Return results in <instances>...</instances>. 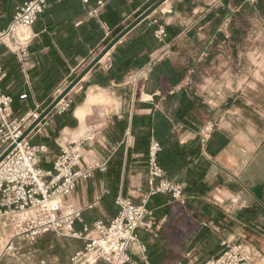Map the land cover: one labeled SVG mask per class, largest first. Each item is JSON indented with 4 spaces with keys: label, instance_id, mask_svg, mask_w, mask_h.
<instances>
[{
    "label": "crops",
    "instance_id": "1",
    "mask_svg": "<svg viewBox=\"0 0 264 264\" xmlns=\"http://www.w3.org/2000/svg\"><path fill=\"white\" fill-rule=\"evenodd\" d=\"M100 1H103V5H100ZM222 1L166 0L145 19L149 25L155 26V31L160 26H164L167 33L164 40H159L154 31V37L158 47L151 54V59L156 60L163 56H168L173 59L175 53L174 48L180 47L187 49L192 46L197 48L198 44L201 46L202 39H205L209 25L214 21L216 16V9L222 4ZM105 4L106 0H98L97 5L91 9L89 15L85 19L75 22V26L78 27L83 21L89 20L90 17L99 18V14L104 11ZM135 20L132 19V15H129L123 23L126 24L130 21L134 22ZM37 21L38 18L33 26L28 28L30 32L21 34L23 38L19 37L21 31L19 29L18 36L6 39L0 45V65L2 67L0 85L5 93H12L15 96L13 107L16 111L21 110V112H25L29 108L34 109L37 107L42 110L46 109L45 101H39L37 99L34 87L35 83L29 74V69L40 65L38 54L35 51L31 52L30 47L37 39L39 44L42 34L46 31V26L39 31L35 29ZM141 23L123 36L90 70H88L89 66L108 44L100 43L95 49H91L85 57L80 58L78 64L72 67L69 73L64 74L56 88L50 93L55 98L74 80L82 76L68 94L74 99L72 107L62 113H58L56 110L51 111L48 114L50 124L45 128V131L30 134L32 144L46 146L47 150L39 155L41 166L46 170L52 169L53 162L60 154L63 146L81 140L86 136L91 135L92 139L84 140L83 143V168L95 166L98 163H106L107 165L119 146L124 143L125 157L127 156L128 149H133L131 155L132 161L128 170V183L125 197L131 198L135 203H140L150 189L148 183V165L143 160L144 152L134 149L137 136L132 134L131 126L135 106L138 103L137 113L139 115H150L155 109L167 110L168 112L174 110V107H168L166 102L161 101L162 99L155 101L153 95L147 92L146 81L149 71L138 82L133 80L136 72L135 68L129 69L116 78H111L110 76L112 52L119 44L133 39L138 34ZM102 26L107 32L106 35H108L109 31L107 26L103 23ZM211 28L214 30L212 25ZM211 42H213L212 37L210 38L208 36L206 43ZM23 48H25L26 53L22 55L20 50ZM40 52L48 57L49 62L56 61L50 54L51 46H44ZM15 54L19 61L23 63L22 68L20 66H7L3 68L5 63L6 65L9 64L8 62L11 56ZM57 56L58 59L63 57L60 51H58ZM24 59L26 60L25 62ZM194 59L197 63L202 61L201 57H194ZM7 74V80L3 82ZM72 74L76 77L73 81H70ZM17 76L21 77L18 78ZM236 76L234 73L233 77L235 80L233 79L232 88L234 90L236 89L235 85H237L236 79H238ZM185 78H189L188 73H186ZM237 87L240 88L241 83H238ZM241 88H244L243 90L245 91L247 86L242 84ZM187 89L193 92L191 86H188ZM22 94H28L29 97L25 100L21 99V97L18 98ZM193 94L196 96L198 93L193 92ZM197 107L194 110L195 121H197ZM127 117L126 128L122 131L119 122L125 120ZM229 120H231L230 123L227 122L225 124L222 122L217 127L218 130L229 137V144L215 156L206 153L211 161V170L207 179L208 184L211 186V191L205 196L196 193H187L188 197L202 198L217 204L230 202L235 205L238 201H242L245 198L246 192L249 200L257 202L264 212V135L259 132L258 126L255 124L256 121L249 117V115L230 116ZM177 130L180 134L181 144L188 145L198 140V136L194 134L196 131L195 127H186L185 124L180 123L177 126ZM97 171L98 169H95L93 176L81 183L71 196V200L83 209V222L77 224L78 230H82L84 226H87L85 225V215H88V220L91 223L98 219L110 220L113 217L108 213L102 203V197L107 192V188L105 187L104 180L98 177ZM179 219L181 220L179 226L182 234H179L175 238L177 243H180L182 239H187L197 224L195 219H186L181 216H179ZM170 220L175 222V219L170 218ZM182 222L186 224L187 233L185 234L181 227L184 226L181 224ZM87 227L92 228L93 226ZM143 232L140 231V234ZM92 234L88 233L85 235L86 239H81L84 240V246L87 238ZM253 236L258 239L259 242H257V245L264 252V234L257 233L253 234ZM64 239L69 241V238ZM81 248H76L74 245L70 248L67 247V250H62L58 253L60 255V261L58 262H67ZM131 253L132 255L141 257L137 246H133ZM195 254L197 253L190 255L194 256ZM188 255L185 256L186 259ZM175 260H168L165 264H176ZM185 262L187 263V260Z\"/></svg>",
    "mask_w": 264,
    "mask_h": 264
},
{
    "label": "trees",
    "instance_id": "2",
    "mask_svg": "<svg viewBox=\"0 0 264 264\" xmlns=\"http://www.w3.org/2000/svg\"><path fill=\"white\" fill-rule=\"evenodd\" d=\"M26 1L0 0V31L8 27L16 8ZM158 1L106 0L104 11L99 14V18L90 17L89 20L83 21L76 27L75 22L85 19L91 9L97 5L98 0H48L47 8L39 15L35 25L37 31L46 26V31L42 34L41 40L39 39L40 43L38 44L37 39L30 47L31 52L35 51L40 60V65L29 69L30 77L35 83L37 99L44 100L45 108H47L54 100L50 93L56 88L64 74L69 73L71 68L78 64L80 58L85 57L100 43L107 45L121 34L133 22L123 23L127 16L132 15V19L135 20ZM102 23L107 26L108 35ZM154 31L155 26L149 25L145 20L133 39L119 44L114 49L112 66L109 71L111 78H116L131 68L139 70L152 61L151 54L158 47ZM44 46H51L50 54L55 58V62H49L48 57L40 52ZM58 51L63 55L59 59ZM8 63L7 65L5 63L3 68L7 66L22 68L23 64L16 54L11 56ZM188 70L186 66L179 65L168 56L152 62L146 81V90L153 95L155 101L164 98L166 105L170 108L174 107V110L168 112L155 109L150 115H139L137 103L132 118L131 132L137 136L134 149L144 152L143 160L147 165L151 142L155 140L160 146L156 162L164 171L165 177L182 184L186 193L205 195L211 190L207 182L211 161L206 153L211 156L217 155L229 144L230 139L216 128L205 145L200 143L199 138L191 144H181L177 126L183 123L186 127H195L194 110L197 107V97L187 88L175 93H171V90L183 81ZM7 77L8 74L3 82L7 80ZM75 77L72 74L70 81H73ZM9 94L15 101V96L12 93ZM27 96L29 97L28 94ZM127 121L128 117L119 122L122 131L125 130ZM132 151L133 149L129 148L125 157V144L123 143L108 161L106 171H97L98 177L104 180L107 188V192L102 197V203L108 213L113 216L110 220L101 219L107 224L119 212L117 198L120 192V196L125 197ZM147 206L153 210L157 219L164 215L168 217V221L157 238L153 239L145 232L140 234L142 240L146 242V256L151 264H165L168 260L178 259L197 251L202 255L201 260H198L201 263L219 255L224 249L218 234L208 224L210 219L217 220L216 216L211 215V209L214 206L202 198H188L186 206H182L184 212L181 217L193 220L195 218L197 224L192 234L187 239H182L180 243H177L175 239L179 236L178 228L175 222L170 220L174 209L180 205L173 202L170 194L159 193L150 196ZM203 217H206L207 221L202 220ZM84 218L85 225L93 226L94 222L91 223L88 220V215ZM55 245L59 250L64 247L60 240H57ZM75 246L83 248V241H79ZM99 264L105 263L100 262ZM127 264L146 263L141 257L132 255L131 262Z\"/></svg>",
    "mask_w": 264,
    "mask_h": 264
},
{
    "label": "built area",
    "instance_id": "3",
    "mask_svg": "<svg viewBox=\"0 0 264 264\" xmlns=\"http://www.w3.org/2000/svg\"><path fill=\"white\" fill-rule=\"evenodd\" d=\"M100 5H103V1H100ZM47 6L48 0H27L20 4L8 27L0 32V45L6 39L18 36L19 29L32 27ZM155 35L159 40H164L167 36L165 27L160 26ZM20 53L25 54V48ZM153 61L136 70L133 79L135 82L145 77ZM1 75L0 65V77ZM190 83V78H184L171 93L188 88ZM20 97L24 100L28 98L27 94ZM73 102V97L66 95L54 110L58 113L65 112L72 107ZM13 104L14 98L5 93L0 85V157L13 147L0 161V219L4 227L12 229L6 251L16 254L23 243L32 244L46 235L86 239L85 235L91 232L90 228L84 226L82 230L77 229V224L83 222V209L71 200V196L81 183L93 176L95 169L105 171L107 168L106 163L83 168V143L84 140H91L92 136L63 146L52 169L46 170L39 159V155L47 150L46 146L32 144L30 134L45 131L50 119L46 115L27 134L44 110L37 107L21 112L16 111ZM216 128L214 122L208 121L200 129L198 138L203 145ZM159 149L158 142L153 140L148 161L150 189L140 203H135L129 197L119 196L118 214L108 224L101 219L96 220L92 227L94 234L87 238L85 246L76 251L67 262L40 259L39 264H127L132 260L133 246H137L145 263L151 264L147 259V245L141 239L140 231L153 239L157 238L167 217H155L153 210L147 206L150 196L167 193L180 206H186L189 198L184 186L167 179L157 164ZM221 245L224 249L219 255L200 263L195 256L189 254L187 264H264V252L253 245L242 242L232 244L227 240L222 241Z\"/></svg>",
    "mask_w": 264,
    "mask_h": 264
},
{
    "label": "rangeland",
    "instance_id": "4",
    "mask_svg": "<svg viewBox=\"0 0 264 264\" xmlns=\"http://www.w3.org/2000/svg\"><path fill=\"white\" fill-rule=\"evenodd\" d=\"M216 12L201 46L174 48L173 60L189 69V86L198 93L194 134L198 136L208 121L219 127L222 122L230 123V116L249 115L264 135V0H223ZM20 30L19 37L23 38L21 34L29 29ZM208 36L212 37L213 42L207 44ZM194 57H201L202 61L197 63ZM234 73L238 77L236 89L241 83V87L242 84L247 86L245 91L241 87L232 89ZM161 101L165 102L164 99ZM205 201L214 206L211 215L216 216L217 220L210 219L208 224L221 242H242L262 251L253 234H264V212L257 202L249 200L246 192L245 198L235 205ZM183 210L182 206H177L170 217L175 219L179 234H182L179 216L183 215ZM202 220L207 221V218L203 217ZM181 224L184 225L181 226L184 234L187 233L186 224ZM90 231L94 234L93 228ZM11 235L12 229L4 227L0 219V264H39L40 259L58 262V253L84 241L75 238H69L68 241L46 235L32 244L23 243L16 254L10 255L5 247ZM57 240L64 246L60 250L55 245ZM196 253L194 256L200 261L202 255L198 251ZM185 260L183 256L175 261L176 264H187Z\"/></svg>",
    "mask_w": 264,
    "mask_h": 264
},
{
    "label": "water",
    "instance_id": "5",
    "mask_svg": "<svg viewBox=\"0 0 264 264\" xmlns=\"http://www.w3.org/2000/svg\"><path fill=\"white\" fill-rule=\"evenodd\" d=\"M166 0H159L156 2L153 6H151L148 10H146L141 16H139L130 26H128L121 34H119L112 42H110L107 47L95 58V60L92 62V64L89 66L88 70H90L94 65H96L101 58L123 37L125 36L131 29H133L135 26H137L139 23L144 21L153 11H155L159 6H161ZM87 70V71H88ZM82 77V76H81ZM81 77H78L76 80H74L61 94H59L58 97H56L53 102L44 110L40 118L30 126V128L27 131V134L35 127L37 123L40 122L42 118H44L46 115H48L51 111L54 110L58 102L63 99L66 95L69 94L71 89L79 82ZM13 147L9 148L1 157L0 161H2L5 156L12 150Z\"/></svg>",
    "mask_w": 264,
    "mask_h": 264
},
{
    "label": "bare ground",
    "instance_id": "6",
    "mask_svg": "<svg viewBox=\"0 0 264 264\" xmlns=\"http://www.w3.org/2000/svg\"><path fill=\"white\" fill-rule=\"evenodd\" d=\"M25 32H30V30H28V31H25Z\"/></svg>",
    "mask_w": 264,
    "mask_h": 264
}]
</instances>
